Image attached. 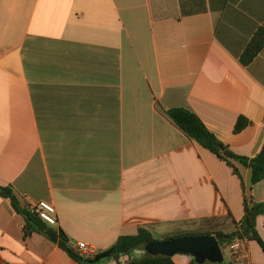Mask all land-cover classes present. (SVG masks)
<instances>
[{"label":"crops","instance_id":"obj_1","mask_svg":"<svg viewBox=\"0 0 264 264\" xmlns=\"http://www.w3.org/2000/svg\"><path fill=\"white\" fill-rule=\"evenodd\" d=\"M181 4H183L182 11ZM264 0H0V187L95 254L145 229L155 240L220 230L243 217L250 185L164 112L187 109L237 155L264 145ZM241 117L248 124L233 129ZM0 197V264H78L50 237L24 235ZM264 240V216L256 219ZM224 264H264L254 241ZM127 257L120 258V262ZM174 264L191 257L174 255ZM107 264H116L108 262Z\"/></svg>","mask_w":264,"mask_h":264},{"label":"trees","instance_id":"obj_2","mask_svg":"<svg viewBox=\"0 0 264 264\" xmlns=\"http://www.w3.org/2000/svg\"><path fill=\"white\" fill-rule=\"evenodd\" d=\"M181 8L182 11H184L183 4H181ZM262 49H264V28H259L256 33H254L240 56V62L242 65L246 66L250 64ZM164 115L189 140L195 142L198 146L225 162L238 177L239 173L235 163L248 168L251 174V186L264 181V145H262L260 151L252 158L240 156L222 144L211 132L208 131L200 119L191 111L175 108L165 111ZM247 124V121L239 117L235 123L233 132H241ZM242 193L243 217L238 223L234 222V230L230 234H224L222 231L214 229L202 233L176 234L166 236L162 240H155L150 232L139 228L135 235L121 236L109 249L98 252L91 258H84L79 255L77 250L70 246L69 239L61 231L56 232L42 222L28 206L20 201L10 187H0V197L7 199L12 211L22 218L24 222V235L38 233L46 237H55L57 239L58 247L65 251L69 257L78 264H102L107 261L112 262L114 261L115 256H118V259L127 257L126 261L123 263L119 261L116 264H174L170 257H152L147 255L144 252V248L151 243L169 241L182 237L214 236L222 251L226 249V247L228 248L235 240H239L242 243L246 241H254L258 244L262 252H264V240L261 239L256 229L257 217L264 216V202L254 203L243 186ZM136 251H142V257H134ZM127 253H130L129 256H127ZM191 264L197 263L191 258ZM203 264L212 263L205 262ZM221 264L224 263L222 262Z\"/></svg>","mask_w":264,"mask_h":264},{"label":"water","instance_id":"obj_3","mask_svg":"<svg viewBox=\"0 0 264 264\" xmlns=\"http://www.w3.org/2000/svg\"><path fill=\"white\" fill-rule=\"evenodd\" d=\"M53 242L55 237H50ZM144 252L152 257L174 255L190 256L197 264L209 262L221 264L223 262L222 250L214 236L182 237L169 241L151 243L145 246ZM130 253H127L129 256ZM119 257H114V262H119Z\"/></svg>","mask_w":264,"mask_h":264},{"label":"built area","instance_id":"obj_4","mask_svg":"<svg viewBox=\"0 0 264 264\" xmlns=\"http://www.w3.org/2000/svg\"><path fill=\"white\" fill-rule=\"evenodd\" d=\"M30 209L46 225L54 226L56 224L55 209L52 204L41 201V202H38L34 207ZM228 250L234 256H238L241 254L243 250V243L239 240H235L229 245ZM77 252L79 253L80 256L84 258H91L92 256L95 255L94 248L91 246H88L85 243L77 244Z\"/></svg>","mask_w":264,"mask_h":264},{"label":"rangeland","instance_id":"obj_5","mask_svg":"<svg viewBox=\"0 0 264 264\" xmlns=\"http://www.w3.org/2000/svg\"><path fill=\"white\" fill-rule=\"evenodd\" d=\"M142 255H143V252L142 251H136L135 254H134V257L140 258V257H142ZM223 257H224V262H228L230 260V254H229V252L228 251H224L223 252ZM107 263H108V261L105 262V263H102V264H107Z\"/></svg>","mask_w":264,"mask_h":264}]
</instances>
